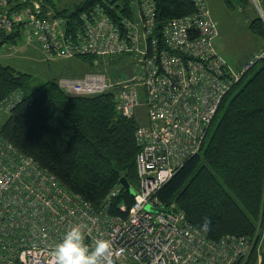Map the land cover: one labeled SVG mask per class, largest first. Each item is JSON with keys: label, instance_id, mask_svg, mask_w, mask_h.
Wrapping results in <instances>:
<instances>
[{"label": "built area", "instance_id": "obj_1", "mask_svg": "<svg viewBox=\"0 0 264 264\" xmlns=\"http://www.w3.org/2000/svg\"><path fill=\"white\" fill-rule=\"evenodd\" d=\"M192 1L194 14L159 27L154 0H137L138 19L118 13L113 18L98 4L81 12L77 27L69 29L50 10L54 0H0V32L18 31L25 44L37 43L48 59L91 57L96 68L99 57L135 55L127 79L110 80L94 69L61 78L58 85L76 97L112 91L115 112L136 121L140 147L133 203L129 210L118 206L123 217L111 214L109 206L121 183L94 208L3 138L0 129V264H56L53 249L75 224L82 225L90 249L107 242L101 264H261L264 208L253 236L213 241L183 212L163 210L156 197L201 152L224 98L264 60L262 50L235 71L214 48L217 24L206 1ZM19 100L14 94L0 106L9 110ZM140 108L145 123L136 118Z\"/></svg>", "mask_w": 264, "mask_h": 264}, {"label": "trees", "instance_id": "obj_2", "mask_svg": "<svg viewBox=\"0 0 264 264\" xmlns=\"http://www.w3.org/2000/svg\"><path fill=\"white\" fill-rule=\"evenodd\" d=\"M132 1L83 0L62 9L50 2L49 7L74 29L78 15L98 4L113 18L117 13L130 17ZM254 1L264 16V0H223L230 10H246ZM154 3L158 27L195 12L192 0ZM253 13L248 29L264 49V21L255 9ZM19 37L18 31L0 32V45ZM78 59L90 62L92 58ZM31 80L30 75L0 63V103L20 95L0 128L3 138L94 208L103 204L122 178L136 190L137 123L115 112L114 93L76 97L60 89L57 80H49L24 94ZM156 197L163 210L183 212L209 240L254 235L264 208V60L248 70L224 98L201 152L187 160ZM132 203L133 196L121 188L110 199V213L124 217L118 206L125 204L129 210Z\"/></svg>", "mask_w": 264, "mask_h": 264}, {"label": "rangeland", "instance_id": "obj_3", "mask_svg": "<svg viewBox=\"0 0 264 264\" xmlns=\"http://www.w3.org/2000/svg\"><path fill=\"white\" fill-rule=\"evenodd\" d=\"M82 1L54 0V4L58 9H62L63 7H73ZM136 1L133 0L130 5L132 16L138 19ZM205 1L213 20L217 24L218 36L213 40L214 48L234 70H237L241 67L242 62L260 46L259 38L248 29V25L254 17V9L257 11L255 4L257 6L258 4L254 1L251 7L246 10L239 8L230 10L225 6L223 0ZM34 45L35 47L28 48L21 36L15 42H5L0 45V63L26 73L32 78L24 94H29L35 87L49 80H57L58 84L59 79L65 78L60 77V75L68 70L71 72V76L76 74L81 76L93 69H98L110 80H124L131 76L130 68L132 65H130L129 59H134V54L129 57L126 55L99 57L98 66L93 68L95 65H93L92 59L90 62L80 59H48L38 44L34 43ZM8 117L9 110L0 106V128ZM136 118H139L141 123L146 122L142 108L136 111ZM51 123L55 124V119H52ZM259 254L263 258L264 243L260 245Z\"/></svg>", "mask_w": 264, "mask_h": 264}, {"label": "clouds", "instance_id": "obj_4", "mask_svg": "<svg viewBox=\"0 0 264 264\" xmlns=\"http://www.w3.org/2000/svg\"><path fill=\"white\" fill-rule=\"evenodd\" d=\"M106 243V241H98L95 248L90 249L85 242L82 225L75 224L55 245L53 255L56 264H101V253Z\"/></svg>", "mask_w": 264, "mask_h": 264}, {"label": "crops", "instance_id": "obj_5", "mask_svg": "<svg viewBox=\"0 0 264 264\" xmlns=\"http://www.w3.org/2000/svg\"><path fill=\"white\" fill-rule=\"evenodd\" d=\"M259 42H260V46L256 49V50H254L249 56H248V58H246L243 62H242V65H241V67L245 64V63H247L248 62V60L253 56V55H255L256 53H259L260 51H262V50H264L262 47H263V43H262V41L259 39ZM28 45V48H30V47H35V45L34 44H27ZM241 67L239 68V69H237V70H235V71H238V70H240L241 69ZM87 73V72H86ZM65 74H66V76H65ZM68 75V76H67ZM84 75V74H83ZM83 75H81V76H83ZM81 76H77V74L75 75V76H71V72L68 70V71H64L63 72V74L62 75H60V77H81Z\"/></svg>", "mask_w": 264, "mask_h": 264}, {"label": "water", "instance_id": "obj_6", "mask_svg": "<svg viewBox=\"0 0 264 264\" xmlns=\"http://www.w3.org/2000/svg\"><path fill=\"white\" fill-rule=\"evenodd\" d=\"M255 6H256V9H257V11H258V13H259L260 18L264 21V16H263L261 10L259 9V7H258L256 4H255ZM120 182H121L123 188H124L127 192H129L132 196H134V190H133L132 187L128 184V182H127L124 178H122V179L120 180ZM147 210H149V211H154V212H157V211H158V210L153 209V208H151V207H147Z\"/></svg>", "mask_w": 264, "mask_h": 264}]
</instances>
